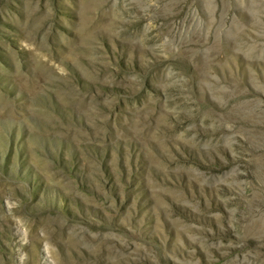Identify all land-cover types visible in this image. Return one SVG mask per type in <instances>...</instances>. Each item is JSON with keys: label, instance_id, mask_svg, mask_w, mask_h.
I'll return each mask as SVG.
<instances>
[{"label": "rangeland", "instance_id": "rangeland-1", "mask_svg": "<svg viewBox=\"0 0 264 264\" xmlns=\"http://www.w3.org/2000/svg\"><path fill=\"white\" fill-rule=\"evenodd\" d=\"M0 264H264V0H0Z\"/></svg>", "mask_w": 264, "mask_h": 264}]
</instances>
